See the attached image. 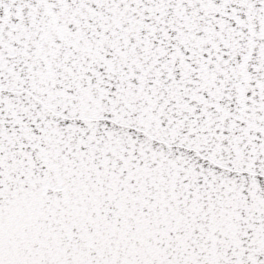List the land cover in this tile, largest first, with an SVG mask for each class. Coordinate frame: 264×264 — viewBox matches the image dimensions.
Listing matches in <instances>:
<instances>
[{
	"label": "snow or ice",
	"instance_id": "obj_1",
	"mask_svg": "<svg viewBox=\"0 0 264 264\" xmlns=\"http://www.w3.org/2000/svg\"><path fill=\"white\" fill-rule=\"evenodd\" d=\"M0 264H264V0H0Z\"/></svg>",
	"mask_w": 264,
	"mask_h": 264
}]
</instances>
